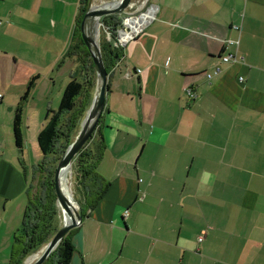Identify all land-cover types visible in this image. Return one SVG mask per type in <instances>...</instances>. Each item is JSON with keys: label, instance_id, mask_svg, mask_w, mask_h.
<instances>
[{"label": "crops", "instance_id": "1", "mask_svg": "<svg viewBox=\"0 0 264 264\" xmlns=\"http://www.w3.org/2000/svg\"><path fill=\"white\" fill-rule=\"evenodd\" d=\"M145 1L154 18L109 66L96 127L103 192L68 232L69 264H264V0ZM80 7L0 0V264L45 174L37 137L46 115L85 75L68 53ZM234 53L243 60L221 62Z\"/></svg>", "mask_w": 264, "mask_h": 264}, {"label": "trees", "instance_id": "2", "mask_svg": "<svg viewBox=\"0 0 264 264\" xmlns=\"http://www.w3.org/2000/svg\"><path fill=\"white\" fill-rule=\"evenodd\" d=\"M90 4L91 0H81L77 30L68 50L69 56L75 57V61L85 75L83 80L74 77L69 81L63 91L58 109L48 111L45 125L38 134L37 142L41 153L46 159L48 155L52 156L51 159L47 160H50V167L48 166L49 169H46V171L42 169L45 174L40 176L24 213L22 224L14 233L8 264H24V261L30 255L40 251L58 230L57 223L60 212L54 192L53 176L55 167L64 150L77 134L90 106L91 92L95 89L94 67L79 30V23ZM101 22L103 26L110 29L112 34L120 23L117 15L105 17ZM100 49L108 73L109 66L119 59L120 49L112 48L103 41H100ZM31 85L29 83L22 100L27 97ZM22 127V107L19 104L13 119V136L15 146L18 149L22 148L24 141ZM104 151L105 145L102 135L98 130H95L74 158L73 164L76 172L74 197L78 202L81 216H83L85 209H90L100 199L103 192V183L96 178L94 170L102 159ZM75 172L73 171L74 176ZM80 195L84 199V205L83 201L80 200ZM69 234L62 239L58 247L43 264H69L73 253V245Z\"/></svg>", "mask_w": 264, "mask_h": 264}, {"label": "water", "instance_id": "3", "mask_svg": "<svg viewBox=\"0 0 264 264\" xmlns=\"http://www.w3.org/2000/svg\"><path fill=\"white\" fill-rule=\"evenodd\" d=\"M130 2L131 0H116L100 6H90L81 19L79 30L81 39L90 55L94 67L96 76L95 90L90 106L85 113L77 134L66 147L55 167L53 183L56 204L61 215V225L49 242L38 251V256L31 264H43L58 247L59 243L68 232L79 227L82 222L80 208L74 197L76 172L74 170L73 161L90 139L99 123L105 105L108 79V73L101 54L100 43L95 40L96 36L93 28L95 26H100L99 21L105 17L122 15ZM72 170L75 172L74 179L72 174L71 178H67L66 174L68 172L72 173Z\"/></svg>", "mask_w": 264, "mask_h": 264}, {"label": "built area", "instance_id": "4", "mask_svg": "<svg viewBox=\"0 0 264 264\" xmlns=\"http://www.w3.org/2000/svg\"><path fill=\"white\" fill-rule=\"evenodd\" d=\"M142 8L136 11L138 13L137 15L135 13L131 14L130 16L124 17L125 19L122 20V22L119 23L117 28L115 29L114 33L110 31L108 27L104 30L105 32V40L106 43L109 44L112 48L116 49H122L124 48L129 42L137 38L144 30V28L147 26V24L154 18L155 14V8L154 6H148V4L143 3ZM149 12H151V15L149 18L144 19L143 23L135 28H132L131 26L127 25V21L132 19H143L145 15H147ZM227 45H238V42L235 41H227ZM222 63H229V62H238L243 60L242 56H238L237 53L234 54H226L220 58ZM139 72V70L137 71ZM220 72V68L215 67L213 72L207 73L206 77L207 79H211L213 75H216ZM242 78H240V81ZM184 94H186L187 97L190 99H195L196 94L189 88H184ZM126 216V214H125ZM201 240V238H200Z\"/></svg>", "mask_w": 264, "mask_h": 264}, {"label": "rangeland", "instance_id": "5", "mask_svg": "<svg viewBox=\"0 0 264 264\" xmlns=\"http://www.w3.org/2000/svg\"><path fill=\"white\" fill-rule=\"evenodd\" d=\"M113 1H116V0H113ZM109 2H112V0H91L90 6H100V5L109 3ZM145 2H146L145 0H131L129 6L124 10V13L122 15H117L119 22H122V20L125 19L124 17L130 16L132 13H135L137 15L138 13H136V11L139 10L140 8H142L143 7L142 4L145 3ZM99 22H100V26L97 27V31H96V41L98 43H100V41L106 42V40H105V37L106 36H105V33H104L105 32L104 30L106 29V26H103L102 25L101 20ZM128 23H129V21H127V25H128ZM76 25H78V23ZM79 27H80V23H79ZM78 77H79V75H78ZM54 91H55V88H54ZM93 93H94V90H93ZM33 95L34 96H31V97L34 98L33 101H31L32 102L31 105L34 106L35 104L42 103V99H43L42 87L36 89V91H34ZM59 99L56 100V94L53 95L52 99L50 100L53 103L52 104L53 105V109H57L58 102L60 101ZM34 114H37V113H34ZM22 118H23V116H22ZM39 119H40V117H39ZM24 122H25V120H23V127H22V129L25 132V131H28V129H26V125H25ZM32 122H33V117L28 120V124L31 125ZM30 135H32V127L30 128ZM38 152H40V149H38ZM37 154L39 156L38 160H40V163L38 164V165H40L39 169H42L43 168L44 171H46V169H49V167H50V160L49 161H47V160L48 159H51L52 156L48 155L47 156V159H44L42 161L44 163H42L41 162V160L43 159V157L41 156L42 153L41 154L40 153H37ZM71 174H72V177L74 179L73 170H72V173ZM60 225H61V215L59 213L57 227L59 228ZM37 253H39V252H37ZM8 262H9V260H8ZM6 264H7V262H6Z\"/></svg>", "mask_w": 264, "mask_h": 264}, {"label": "bare ground", "instance_id": "6", "mask_svg": "<svg viewBox=\"0 0 264 264\" xmlns=\"http://www.w3.org/2000/svg\"><path fill=\"white\" fill-rule=\"evenodd\" d=\"M113 1V0H112ZM138 3V2H137ZM136 3V4H137ZM133 14V13H132ZM150 15H151V12H149L147 15H145L144 16V18L142 19H132V20H129V23H128V26H131L132 28H135V27H137V26H139V25H141L142 23H143V20L144 19H147V18H149L150 17ZM97 27L98 26H95L93 29V31H94V34H95V36H96V32L95 31H97ZM96 40V39H95ZM97 42V41H96ZM66 177L68 178V177H70L71 178V172H68L67 174H66ZM38 256V253H35V254H32L26 261H25V263L24 264H31L35 259H36V257Z\"/></svg>", "mask_w": 264, "mask_h": 264}]
</instances>
